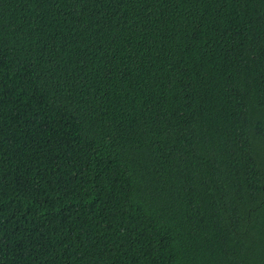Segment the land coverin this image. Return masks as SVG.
<instances>
[{
    "label": "trees",
    "instance_id": "trees-1",
    "mask_svg": "<svg viewBox=\"0 0 264 264\" xmlns=\"http://www.w3.org/2000/svg\"><path fill=\"white\" fill-rule=\"evenodd\" d=\"M0 264H264V0H0Z\"/></svg>",
    "mask_w": 264,
    "mask_h": 264
}]
</instances>
